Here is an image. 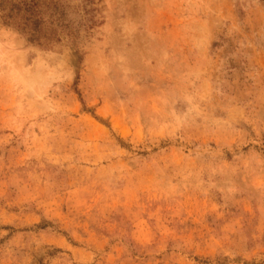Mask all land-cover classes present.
<instances>
[{
	"label": "rangeland",
	"instance_id": "obj_1",
	"mask_svg": "<svg viewBox=\"0 0 264 264\" xmlns=\"http://www.w3.org/2000/svg\"><path fill=\"white\" fill-rule=\"evenodd\" d=\"M91 1L0 19V264H264V0Z\"/></svg>",
	"mask_w": 264,
	"mask_h": 264
},
{
	"label": "trees",
	"instance_id": "obj_2",
	"mask_svg": "<svg viewBox=\"0 0 264 264\" xmlns=\"http://www.w3.org/2000/svg\"><path fill=\"white\" fill-rule=\"evenodd\" d=\"M91 0H83L82 12L72 11L59 0H0V19L5 25L20 31L29 42L48 44L59 40V32L74 34L80 26L95 23Z\"/></svg>",
	"mask_w": 264,
	"mask_h": 264
}]
</instances>
